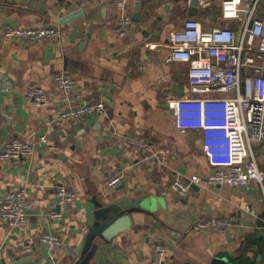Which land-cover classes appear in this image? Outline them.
<instances>
[{"label":"crops","instance_id":"obj_1","mask_svg":"<svg viewBox=\"0 0 264 264\" xmlns=\"http://www.w3.org/2000/svg\"><path fill=\"white\" fill-rule=\"evenodd\" d=\"M223 1L198 0L191 16L192 0H0V154L13 138L35 147L18 161L0 157V198L22 190L32 203L21 227L11 230L0 218V264H80L84 258L86 264H215L226 256L236 264H264L260 185L195 184L187 195L172 188L175 179L206 175L214 165L200 133L176 127L174 101L188 93L189 64L168 60L171 35L187 18L200 20L204 29H237L238 18L222 17ZM123 14L133 25L120 35L114 25ZM255 17L264 21V0ZM8 25L58 34L19 40L5 35ZM60 71L75 79L70 93L56 84ZM33 83L44 88L48 105L27 96ZM98 101L105 102L103 112L61 118L69 108ZM125 135L169 149L167 163L141 158L124 145ZM254 147L264 166V142ZM115 171L124 178L112 188ZM60 185L75 193L73 201L58 203ZM140 196L152 198L151 213L132 211L110 222L112 207ZM52 210L62 219H52ZM221 215L234 217L230 229L194 228L200 217ZM48 232L61 243H44Z\"/></svg>","mask_w":264,"mask_h":264},{"label":"built area","instance_id":"obj_2","mask_svg":"<svg viewBox=\"0 0 264 264\" xmlns=\"http://www.w3.org/2000/svg\"><path fill=\"white\" fill-rule=\"evenodd\" d=\"M258 3L259 0L246 4L240 0L223 1L222 17L238 18L237 29L225 24L204 29L200 20L187 18L171 35L168 60L189 64L188 93L174 101L176 127L183 132L198 131L202 149L214 165L206 175L193 174L186 181L175 179L172 188L182 195H187L195 184L238 186L255 182L264 189V166L259 164L254 147L264 142V21L255 17ZM132 25L133 18L123 14L116 19L114 28L120 35H125ZM57 34L54 28L14 25L5 28L6 36L27 41ZM55 81L65 93H70L75 85V79L68 71L56 73ZM27 96L37 105L49 104L44 88L36 83L30 85ZM104 110V101L86 102L63 111L61 118L77 119ZM122 138L124 145L141 158L155 157L167 163L169 149L154 147L130 135ZM40 139L45 141L47 136L42 135ZM34 153L33 144L13 138L5 145L0 157L18 161ZM123 178V172L115 171L108 184L117 187ZM56 195L61 205L75 198V193L65 185L57 187ZM31 207L24 191H8L0 198V218L11 230L21 227L26 223ZM246 211L257 214L249 205ZM49 216L56 220L63 217L56 210ZM233 223L232 215L203 216L197 219L194 228L225 231ZM42 240L51 246L61 243L51 232L43 234ZM156 249L159 253L164 251L162 245Z\"/></svg>","mask_w":264,"mask_h":264},{"label":"water","instance_id":"obj_3","mask_svg":"<svg viewBox=\"0 0 264 264\" xmlns=\"http://www.w3.org/2000/svg\"><path fill=\"white\" fill-rule=\"evenodd\" d=\"M198 3V0H192V5L193 7L190 8V15L193 16L197 13V9H196V4ZM72 15H69V17H71ZM243 189H247V184H242L240 185ZM123 187V186H122ZM121 187V188H122ZM119 207L120 209H118V207H112V209H115L114 214L112 215L110 222H112L113 220H115L116 217H118L119 215L123 214V215H128L130 214L132 211H149V213H151L152 209L154 208V202L152 200V198H149L148 196H140L138 198L133 199L132 201H128L126 199V201H119ZM117 208V209H116ZM116 226L117 225H113L112 227H110V229L108 230V232L106 231V233L104 234L105 237L107 238L109 236L110 233L115 232L116 230ZM76 254H71L73 255L74 258H77L76 256L79 255V250L75 251ZM87 263V259H83V261H81L80 264H86ZM215 264H236L232 261L229 260V257H221L218 259V261Z\"/></svg>","mask_w":264,"mask_h":264}]
</instances>
